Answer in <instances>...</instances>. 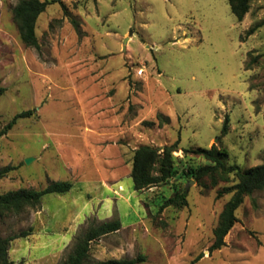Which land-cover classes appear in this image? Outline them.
<instances>
[{"label":"rangeland","instance_id":"1","mask_svg":"<svg viewBox=\"0 0 264 264\" xmlns=\"http://www.w3.org/2000/svg\"><path fill=\"white\" fill-rule=\"evenodd\" d=\"M18 1L0 0V130L32 114L0 137V170L13 168L0 194L72 188L3 218V236L30 233L10 243L9 259L58 264L89 225L119 219L91 242L86 264L138 255L139 264H264V190L244 198L225 246L209 252L231 196L217 192L236 179L196 181L210 162L184 153L215 145L227 167L264 163V0L240 22L227 0H61L38 17L39 50L20 39ZM175 142L172 176L134 190V150ZM181 191L185 207L159 211Z\"/></svg>","mask_w":264,"mask_h":264},{"label":"trees","instance_id":"2","mask_svg":"<svg viewBox=\"0 0 264 264\" xmlns=\"http://www.w3.org/2000/svg\"><path fill=\"white\" fill-rule=\"evenodd\" d=\"M253 0H227L231 13L238 22L242 21L248 13ZM53 3H61V0L41 1V0H19L13 7V19L17 25L20 39L27 47L39 50L40 45L37 39L36 23L38 17L46 10L47 6ZM262 24V23H261ZM254 32V28L249 30V34ZM249 68L250 64L247 65ZM5 89L0 87V97ZM31 111H25L16 114L3 129L0 130V137L15 125L18 119L31 116ZM158 121L163 120L162 115L156 116ZM168 122L165 118L164 123ZM153 124V123H152ZM162 122H158L161 126ZM228 129V118L223 123L222 134L225 135ZM177 142L171 145H165L161 148L151 145H141L136 148L132 156V168L130 176L133 181V188L136 191L145 190L159 185L172 176L173 157L171 153L176 147ZM184 153H192L202 156L210 162L200 167L194 172L193 177L200 181L204 177H210L211 185L215 186L217 180L227 182L232 174L236 182L227 187H223L217 192V197L225 194H231L229 200L223 206L219 214L217 225L213 231V242L209 247V252L220 250L225 246V238L237 221L235 212L243 203L246 196L252 195L255 191L264 190V163L248 169H240L236 166L227 167L225 165V153L215 145L210 148L197 147L191 150H184ZM12 167H4L0 170V178L4 177ZM72 183L69 181H53L42 189L21 188L14 191H8L0 194V223L3 218L9 215L21 213L26 208L36 207L41 199L48 194L63 195L69 192ZM186 192H176L166 199L159 207V211L170 207L182 208L187 204ZM121 228V221L114 219L91 224L74 240L70 252L58 264H86L89 260L91 242L118 231ZM29 231H22L18 234L3 236L0 232V264H14L8 257L10 243L18 238L26 237ZM200 258V256L198 257ZM196 258L195 260H197ZM145 261V256L138 255L131 259H107L93 261L92 264H139Z\"/></svg>","mask_w":264,"mask_h":264},{"label":"water","instance_id":"3","mask_svg":"<svg viewBox=\"0 0 264 264\" xmlns=\"http://www.w3.org/2000/svg\"><path fill=\"white\" fill-rule=\"evenodd\" d=\"M123 50H125V47H123ZM31 161H32L31 158H27V159L25 160V163L29 164Z\"/></svg>","mask_w":264,"mask_h":264},{"label":"built area","instance_id":"4","mask_svg":"<svg viewBox=\"0 0 264 264\" xmlns=\"http://www.w3.org/2000/svg\"><path fill=\"white\" fill-rule=\"evenodd\" d=\"M142 72H143V70H142V69H138V70L136 71V74H137V75H139V74L141 75V74H142Z\"/></svg>","mask_w":264,"mask_h":264}]
</instances>
